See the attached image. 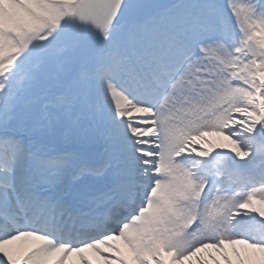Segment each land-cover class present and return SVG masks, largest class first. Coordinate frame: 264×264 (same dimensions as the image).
Instances as JSON below:
<instances>
[{"label":"snow or ice","instance_id":"1","mask_svg":"<svg viewBox=\"0 0 264 264\" xmlns=\"http://www.w3.org/2000/svg\"><path fill=\"white\" fill-rule=\"evenodd\" d=\"M0 264H264V0H0Z\"/></svg>","mask_w":264,"mask_h":264},{"label":"bare ground","instance_id":"2","mask_svg":"<svg viewBox=\"0 0 264 264\" xmlns=\"http://www.w3.org/2000/svg\"><path fill=\"white\" fill-rule=\"evenodd\" d=\"M125 251H127V249H125Z\"/></svg>","mask_w":264,"mask_h":264}]
</instances>
